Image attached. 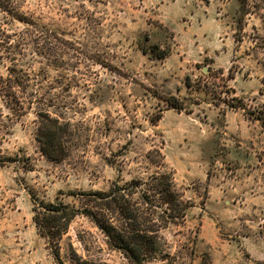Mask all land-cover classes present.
Returning <instances> with one entry per match:
<instances>
[{
    "label": "rangeland",
    "instance_id": "obj_1",
    "mask_svg": "<svg viewBox=\"0 0 264 264\" xmlns=\"http://www.w3.org/2000/svg\"><path fill=\"white\" fill-rule=\"evenodd\" d=\"M1 18L0 264H133L78 214L56 247L35 204L167 170L190 207L176 264H264V1L13 0ZM65 123L42 152V115ZM60 125V124H59Z\"/></svg>",
    "mask_w": 264,
    "mask_h": 264
},
{
    "label": "trees",
    "instance_id": "obj_2",
    "mask_svg": "<svg viewBox=\"0 0 264 264\" xmlns=\"http://www.w3.org/2000/svg\"><path fill=\"white\" fill-rule=\"evenodd\" d=\"M248 2L242 0L244 13L247 12ZM0 16L29 23L26 15L14 7L13 0H0ZM0 36L9 43V34L4 31ZM16 70L18 72L15 75L11 73L6 78L0 77L1 97L9 96L3 90L9 93L15 87L14 82L20 83L18 79L23 68ZM9 97L15 101L17 99L15 92ZM65 127L66 124L58 119L42 115L38 140L45 155H59ZM4 161L0 158V164ZM80 201L81 209L63 202L35 204L34 220L40 233L56 247V257L60 255V239L67 232L70 220L82 214L105 234L108 245L122 252L131 263H178L177 256L164 248L168 245L165 231L172 225L185 223L190 204L177 190L174 178L167 170H157L148 178H135L123 185L115 183L107 192H86Z\"/></svg>",
    "mask_w": 264,
    "mask_h": 264
}]
</instances>
